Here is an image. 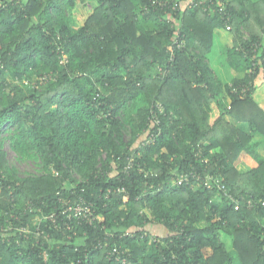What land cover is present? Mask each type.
Instances as JSON below:
<instances>
[{
    "label": "trees",
    "instance_id": "trees-1",
    "mask_svg": "<svg viewBox=\"0 0 264 264\" xmlns=\"http://www.w3.org/2000/svg\"><path fill=\"white\" fill-rule=\"evenodd\" d=\"M147 3L0 0V264H264V0ZM211 170L226 192L176 184Z\"/></svg>",
    "mask_w": 264,
    "mask_h": 264
},
{
    "label": "built area",
    "instance_id": "built-area-1",
    "mask_svg": "<svg viewBox=\"0 0 264 264\" xmlns=\"http://www.w3.org/2000/svg\"><path fill=\"white\" fill-rule=\"evenodd\" d=\"M176 0H148L147 5L144 7V13H148L150 12L151 9H157V8H172L174 11H176L177 5L175 4ZM225 1H229V0H225ZM90 9H92V7L90 6ZM173 19V17H172ZM172 28H174L175 30V38H174V42H173V46L175 48H185L186 47V42L183 41L182 35H181V26L178 23L177 20L173 19V26ZM227 30H231V26L229 24L226 25ZM172 51V49H171ZM175 60L174 56H172V58L170 59V62L173 63V61ZM248 88H243V90L239 91L238 89L234 88L233 92L235 94H237L238 92H241V95H247L248 92ZM199 158L201 159V161L205 164H209V159L208 158H204L202 157V154L198 155ZM134 165L133 161H130L129 164V169L132 168ZM212 171V170H211ZM190 182H195L196 184H198V186L207 188V189H211V190H217L219 192H226L227 191V186L226 183L223 181V178H221L219 175L217 176V174L214 173V171L206 172V176H202L200 175L198 172H191L189 174H185L182 175L179 180L176 182L177 185L182 186L185 184H189ZM121 192L125 193V190H120ZM127 197V196H126ZM75 208V209H74ZM74 208H69V211H73L75 217L80 218L79 216L81 215V213L83 212L81 205H78ZM237 210L239 209V205L237 204L235 207ZM48 218L52 219L53 216H49ZM89 221V223L93 224V221L88 219L87 217L85 218ZM13 229V227L9 226L8 230ZM1 231H5L4 229H2ZM21 231L22 232H26L27 231V227H21ZM115 253L117 252L116 250L114 251ZM123 263H126L125 261H123Z\"/></svg>",
    "mask_w": 264,
    "mask_h": 264
},
{
    "label": "rangeland",
    "instance_id": "rangeland-1",
    "mask_svg": "<svg viewBox=\"0 0 264 264\" xmlns=\"http://www.w3.org/2000/svg\"><path fill=\"white\" fill-rule=\"evenodd\" d=\"M91 6V5H90ZM82 17V16H81ZM74 21L76 24V18L74 17ZM229 36V33L221 30L219 32L216 33L215 35V42H214V47L212 49V52L210 53L209 57L212 60V64L213 67L215 68L216 73L224 80V81H230L231 77L227 74L228 72H231L230 67L227 65V60H226V55L223 54V50H224V46L227 45V37ZM249 34L245 33V38H248ZM264 81V79H262L261 77L258 80V83H262ZM264 91V87H262L261 89H258L257 94H262ZM5 151L8 153L9 155V161L11 164L15 165L19 171H20V175H27L28 173H35L38 169V166L35 164V162H18L16 160V155L10 150V148L8 146L5 147ZM249 156V155H248ZM245 153L242 154V156L240 157L239 161L236 162V166H244L247 167L246 170H241V171H247L248 167L246 165L247 160H252L248 157ZM253 161V160H252ZM250 170V169H249ZM149 231L151 233L157 234L158 236H164L167 231L166 229H164L161 225H155L149 228Z\"/></svg>",
    "mask_w": 264,
    "mask_h": 264
},
{
    "label": "crops",
    "instance_id": "crops-1",
    "mask_svg": "<svg viewBox=\"0 0 264 264\" xmlns=\"http://www.w3.org/2000/svg\"><path fill=\"white\" fill-rule=\"evenodd\" d=\"M253 2H257V1H259V0H252ZM89 11H92V9L90 10L89 9ZM77 15H75V18H76V21L78 22V24L81 26L82 24H83V22H84V20L86 19V15H81L80 13H76ZM82 16V17H81ZM221 30H224V31H226V32H228L226 29H218L216 32H215V35H216V33L217 32H219V31H221ZM229 33V36L227 37V40H226V42H227V45H225L224 46V48H231V47H233L234 46V43H233V35L230 33V32H228ZM246 34H248V33H246ZM224 51V50H223ZM226 57V56H225ZM228 58L226 57V60H227ZM210 65H211V67L213 68V70L215 71V68L213 67V64H212V60H211V58H210ZM227 65L230 67V70H231V72H228L227 74L231 77V79L233 78V77H236V76H239L238 75V73L237 72H235V70L234 69H232L231 68V66L229 65V62L227 61ZM215 74H217L216 73V71H215ZM218 75V74H217ZM220 77V76H219ZM228 82H230V81H228ZM260 102H262L263 100H264V97H262V98H259L258 99ZM244 155H245V153H244ZM246 155L248 156V154L246 153ZM250 159H252L250 156H248ZM253 160V161H252ZM252 160H247V162H246V165L248 166V167H250V168H248V170L249 169H251V168H255L256 166H257V163H256V161L254 160V159H252ZM239 170H246L247 169V167H244V166H239V167H237Z\"/></svg>",
    "mask_w": 264,
    "mask_h": 264
}]
</instances>
